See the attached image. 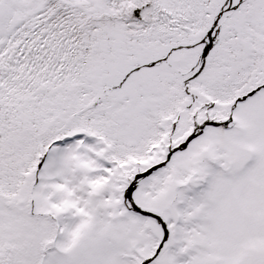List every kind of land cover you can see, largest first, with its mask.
Instances as JSON below:
<instances>
[{"label":"snow or ice","instance_id":"1","mask_svg":"<svg viewBox=\"0 0 264 264\" xmlns=\"http://www.w3.org/2000/svg\"><path fill=\"white\" fill-rule=\"evenodd\" d=\"M0 264H264V0H0Z\"/></svg>","mask_w":264,"mask_h":264}]
</instances>
